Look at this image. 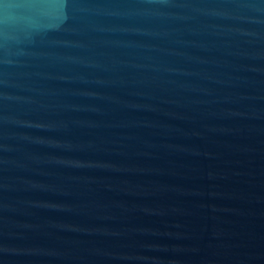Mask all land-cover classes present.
<instances>
[{
    "label": "water",
    "instance_id": "95a60500",
    "mask_svg": "<svg viewBox=\"0 0 264 264\" xmlns=\"http://www.w3.org/2000/svg\"><path fill=\"white\" fill-rule=\"evenodd\" d=\"M0 264H264V0H0Z\"/></svg>",
    "mask_w": 264,
    "mask_h": 264
}]
</instances>
